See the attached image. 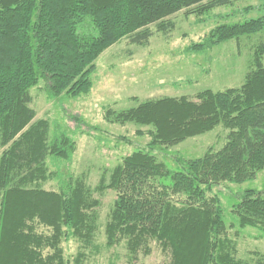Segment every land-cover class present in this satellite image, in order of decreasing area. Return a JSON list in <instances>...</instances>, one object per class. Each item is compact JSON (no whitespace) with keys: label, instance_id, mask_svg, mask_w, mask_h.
Returning <instances> with one entry per match:
<instances>
[{"label":"trees","instance_id":"1","mask_svg":"<svg viewBox=\"0 0 264 264\" xmlns=\"http://www.w3.org/2000/svg\"><path fill=\"white\" fill-rule=\"evenodd\" d=\"M248 1L0 0V264H82L63 259L62 238L67 233L85 241L96 230L99 202L90 187L49 170V164L71 161L75 143L64 133L51 135L46 120H35L29 90L43 80L52 98L86 95L94 61L120 40L142 45L152 26L170 31L169 18L178 13L199 16ZM260 33L264 15L218 25L188 52ZM263 58L264 42L255 46L239 89L206 90L194 100H147L125 113L150 126L151 147H170L219 125L228 135L218 151L177 160L176 171L152 151H135L107 182L101 178L96 191L116 193L105 227L109 246L125 241L136 255L153 241L169 253L170 264H246L234 258L219 199L207 195L222 184L251 181L264 167ZM52 179L58 191L43 188ZM236 200L230 210L235 225L264 232V199L246 190ZM38 227L50 234H39ZM255 264H264V257Z\"/></svg>","mask_w":264,"mask_h":264},{"label":"rangeland","instance_id":"2","mask_svg":"<svg viewBox=\"0 0 264 264\" xmlns=\"http://www.w3.org/2000/svg\"><path fill=\"white\" fill-rule=\"evenodd\" d=\"M263 15L264 0L235 3L199 16L181 12L169 18L173 28L166 34L152 26L153 35L145 44L134 45L126 38L104 50L94 61L88 94L52 98L43 80L29 90L35 120H46L51 135L64 133L75 143L71 161L49 164L50 172L57 170L61 178L69 175L82 179L90 187L93 199L99 202V207L95 208L96 230L91 239L83 241L67 233L62 238L60 247L64 260L72 263L80 258L82 264H170L169 253L153 241L149 242L147 251L141 249L136 255L128 252L125 241L108 245L105 227L116 193L112 190L99 193L97 187L101 178L107 182L109 173L135 151H152L169 170L176 171L177 160H195L209 151L221 149L228 135L221 125L170 147H151L150 126L132 122L124 115L147 100L163 97L194 100L206 90L239 89L251 69L255 46L264 42V34L241 36L200 53L188 52V48L204 41L218 25L258 19ZM262 63L264 65V58ZM1 152L2 149L0 155ZM43 186L45 190L58 191L54 179ZM246 190L264 199V167L253 180L222 184L207 197L216 196L220 201L226 231L235 242V260L255 264L264 257V232L239 229L230 212L237 202V194ZM37 232L50 234L43 227H38Z\"/></svg>","mask_w":264,"mask_h":264}]
</instances>
